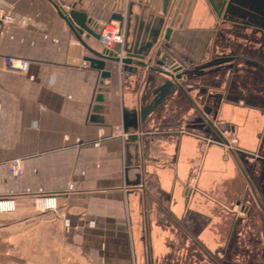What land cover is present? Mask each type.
<instances>
[{"label":"crops","instance_id":"0c3cea01","mask_svg":"<svg viewBox=\"0 0 264 264\" xmlns=\"http://www.w3.org/2000/svg\"><path fill=\"white\" fill-rule=\"evenodd\" d=\"M149 1L136 3L133 13ZM114 4L0 0V10L12 18L0 24V200L16 203L15 214L3 216L1 228L3 234H20L9 237L6 252L42 256L35 264H243L227 253L231 234L220 262L219 241L212 235L217 237L219 211L231 223L239 220L236 209L249 213L248 183L191 105H205L210 96L215 123L264 206V103L257 102L264 101V77L240 66L191 80L189 98L172 92L144 127L124 135L122 109L147 106L144 99L153 98L164 77L121 74L118 67L107 81L104 124L90 123L98 73L80 66L87 53L56 7L75 5L102 24ZM188 20V35L171 47L177 62L192 68L230 37L203 0L193 4ZM86 44L102 48L92 39ZM7 56L28 61V72L6 73L2 59ZM237 79L247 87L236 86ZM15 159L23 160L22 177L8 171ZM136 169L141 184L132 187ZM39 197L56 198L57 211L36 213L33 200Z\"/></svg>","mask_w":264,"mask_h":264},{"label":"water","instance_id":"95a60500","mask_svg":"<svg viewBox=\"0 0 264 264\" xmlns=\"http://www.w3.org/2000/svg\"><path fill=\"white\" fill-rule=\"evenodd\" d=\"M198 0H151L144 7H139L140 13L134 14L133 8L136 4L122 5V1L115 0L111 8V14L107 22H117L124 26V57L118 58L117 53L108 52L101 48L94 50L90 48L86 41L92 39L99 40L97 30L100 24L97 20L88 16L83 11L76 10L75 5L68 10L56 7L58 16L63 20L69 33L76 42L86 51L87 56L84 61L91 70L98 73L96 93L90 107L89 122L93 124H104V111L108 107L107 95L111 92L110 81L119 67V73H127L138 77L142 73L156 74L164 79L161 80L153 92L152 101L145 107L136 109H122L121 130L124 135L136 133L156 109L163 104L171 90L176 87L172 81L181 82V69L186 70V66L178 67L177 58L171 45L179 43L185 35L189 14L193 4ZM220 20V15L239 13H250L254 16L264 17V0H203ZM138 7V6H137ZM225 17V16H224ZM224 21V19H222ZM223 24V23H221ZM215 24V29H217ZM211 35V33H208ZM166 68L167 71L163 70ZM146 80V79H145ZM145 82V81H144ZM143 101V99H142ZM144 102V101H143ZM214 134L218 137L217 146L227 148L228 154L235 162L237 168L248 183L250 193L264 217V206L260 203L251 183L249 182L243 167L235 157V153L230 149L228 142L223 138L222 131L214 126H210ZM132 140H137V136H130ZM127 172V171H126ZM141 175L138 169L134 170V179L131 186L136 187L141 184ZM186 196L191 192L187 190Z\"/></svg>","mask_w":264,"mask_h":264},{"label":"flooded vegetation","instance_id":"af4514ba","mask_svg":"<svg viewBox=\"0 0 264 264\" xmlns=\"http://www.w3.org/2000/svg\"><path fill=\"white\" fill-rule=\"evenodd\" d=\"M140 1L141 0L138 2ZM222 19H224V21ZM220 22L223 23L222 26L227 28L228 35L234 40V42H230L229 38L228 41L225 42V46L222 49L216 50L215 48L212 56L208 57V59L197 63L192 68L187 67L186 70L181 69V82L177 83L172 81L176 84V87L171 90L167 98L172 92L176 91L182 92L187 98H189L187 95V89L190 86L189 83L191 80L204 78L208 75L215 74L218 71L225 70V68L232 71L243 66L247 69H252V72L258 76L264 77V17L254 16L250 13L243 14L234 12V14L229 15H224L222 13L220 15ZM178 67L181 68L182 65L178 63ZM164 80L169 79L165 78ZM152 99L149 97L145 98L143 103L149 104ZM216 99L220 100L221 97L216 96ZM205 100V105L203 104L200 106L196 103H192L191 106L197 117V121L203 126L209 128L213 137L215 136L218 138L210 128V126L218 128V124L215 123L216 115L213 113L212 107L208 105V101L211 100L210 96H205ZM235 157L240 163L237 155H235ZM246 177L248 178L247 175Z\"/></svg>","mask_w":264,"mask_h":264},{"label":"rangeland","instance_id":"374dc122","mask_svg":"<svg viewBox=\"0 0 264 264\" xmlns=\"http://www.w3.org/2000/svg\"><path fill=\"white\" fill-rule=\"evenodd\" d=\"M252 71V69H246ZM235 81L236 86L247 87L248 84H245L244 80L241 81L237 79ZM264 84V83H263ZM236 93L238 91L234 89ZM241 95H235L234 97H240ZM257 99H253L256 101ZM261 100V101H260ZM261 104L264 103L262 99H258L257 102ZM13 161V160H12ZM11 162V161H10ZM9 162V163H10ZM8 163V165H9ZM240 186V185H239ZM248 189L244 191V200L246 204L250 205L249 213L241 215L240 208L236 209V215L238 214L239 220H234V223L230 222V218L224 215L219 211L218 217L214 221V231L216 235H212L213 238H217L219 241V260L224 258L225 254L222 252V247L225 245L224 240L227 234H231V243L227 249V253L231 260L239 261L243 264H248L249 261H258L257 264H264V217L260 212L259 208L252 202ZM35 200H33V208L36 213H45L39 212L35 207ZM15 201V200H14ZM16 212V203L15 211L12 214H3L0 213V264H35L36 260L41 261L42 256L35 255H14L10 252H6V241L9 240L10 236L17 237L20 234H3L1 226L3 225L2 217L3 216H12ZM245 217V218H244ZM243 219V220H242ZM210 235V234H209ZM8 236V237H7ZM224 248V249H225Z\"/></svg>","mask_w":264,"mask_h":264},{"label":"built area","instance_id":"2783aa9c","mask_svg":"<svg viewBox=\"0 0 264 264\" xmlns=\"http://www.w3.org/2000/svg\"><path fill=\"white\" fill-rule=\"evenodd\" d=\"M122 5L126 7L128 4H135L139 0H120ZM12 18L5 12L0 10V24H10ZM99 44L108 52L117 53L118 58L124 57V26L117 22H109L100 24ZM3 70L8 74L25 75L29 69V62L13 57H4L2 59ZM82 68L87 67V63L83 60ZM163 70L167 71L166 68ZM8 171L13 177H22L25 174L23 160L15 159L8 165ZM35 207L39 212H56L57 203L54 197H39L35 200ZM15 211V201L13 199L0 200V213L12 214Z\"/></svg>","mask_w":264,"mask_h":264}]
</instances>
